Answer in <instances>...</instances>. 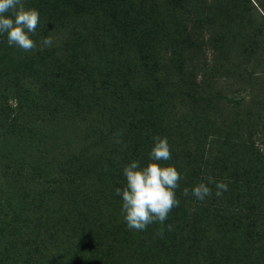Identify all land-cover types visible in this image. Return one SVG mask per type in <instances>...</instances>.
Returning <instances> with one entry per match:
<instances>
[{"label": "rangeland", "instance_id": "obj_1", "mask_svg": "<svg viewBox=\"0 0 264 264\" xmlns=\"http://www.w3.org/2000/svg\"><path fill=\"white\" fill-rule=\"evenodd\" d=\"M91 1L23 0L32 51L0 34V264H264V4L109 0L107 30ZM157 136L179 206L129 229L115 189Z\"/></svg>", "mask_w": 264, "mask_h": 264}, {"label": "clouds", "instance_id": "obj_2", "mask_svg": "<svg viewBox=\"0 0 264 264\" xmlns=\"http://www.w3.org/2000/svg\"><path fill=\"white\" fill-rule=\"evenodd\" d=\"M10 14V15H6ZM40 22L39 12L35 8H26L23 0H0V34H6L9 46H16L25 52L36 49V42L31 39ZM43 47L53 45L52 37L41 41ZM154 144L149 153L150 160L141 167L133 160L123 169L126 185L115 192L122 198V215L129 229L143 231L149 224H163L174 207L179 206L176 189L181 179L174 166L161 165L160 161L171 159V150L167 138L154 137ZM119 142V141H118ZM208 184L215 183L217 197L227 191L223 181H214L208 177ZM192 194L200 201L212 195V190L201 182L192 188ZM189 190L183 189L187 196ZM170 227V226H169ZM163 229H160L162 235Z\"/></svg>", "mask_w": 264, "mask_h": 264}, {"label": "trees", "instance_id": "obj_3", "mask_svg": "<svg viewBox=\"0 0 264 264\" xmlns=\"http://www.w3.org/2000/svg\"><path fill=\"white\" fill-rule=\"evenodd\" d=\"M255 3L262 8L263 7V1L262 0H254ZM91 6L94 8L93 14L96 17V19L101 18V23L104 24V26H107L108 28H105L107 30H110V25H113L115 29H124V27H127V24L124 23L123 18L121 15L117 14H109L107 12L109 5V0H92ZM107 20V22L103 21ZM125 20V19H124ZM0 96H3L5 99V103L8 105V101L10 99L14 100V106L12 109H14L15 113H20L22 110V104H23V97L21 94H18L15 88L11 85H7L5 87H0ZM11 107L10 105H8Z\"/></svg>", "mask_w": 264, "mask_h": 264}]
</instances>
